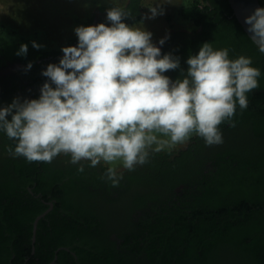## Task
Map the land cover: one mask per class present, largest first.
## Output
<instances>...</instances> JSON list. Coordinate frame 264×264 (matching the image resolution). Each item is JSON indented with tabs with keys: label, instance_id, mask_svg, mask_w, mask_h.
<instances>
[{
	"label": "trees",
	"instance_id": "16d2710c",
	"mask_svg": "<svg viewBox=\"0 0 264 264\" xmlns=\"http://www.w3.org/2000/svg\"><path fill=\"white\" fill-rule=\"evenodd\" d=\"M124 9L131 11L124 19L129 22L123 21L129 25L142 21L149 7L144 0H130ZM180 16L201 31L171 50L179 67L188 69V58L207 42L214 50L229 49L230 59L250 57L261 72L259 87L247 93L248 107L237 105L235 127L219 126V145L206 146L196 137V144L179 152H150L144 173L130 176V183L142 188L135 205L157 203L142 216L134 237L127 236L124 253L97 233L100 218L109 213L91 200L83 184L88 179L65 181L61 169L51 172L38 161L7 156L16 142H0V264H264V54L229 0H192ZM8 41L14 48L0 45V68L31 62L40 69L38 60L61 52L33 47L35 38ZM21 44L28 45L26 55L16 54ZM180 185L183 189L174 192ZM44 212L35 234V221Z\"/></svg>",
	"mask_w": 264,
	"mask_h": 264
},
{
	"label": "clouds",
	"instance_id": "9594fccd",
	"mask_svg": "<svg viewBox=\"0 0 264 264\" xmlns=\"http://www.w3.org/2000/svg\"><path fill=\"white\" fill-rule=\"evenodd\" d=\"M162 4L149 8L151 18L163 15ZM130 16V10L114 6L107 11L111 27H77L78 46L64 47L59 66H47L42 74L51 83L42 86L39 99L16 98L0 108V131L16 141L14 150L7 149L11 155L48 163L70 155L80 172L81 161L90 167L103 161L112 165L105 176L119 187L123 173L117 162L134 171L148 162L150 151L184 144L193 134L206 146L223 143L219 126L235 127L237 105L248 107L247 93L259 87L260 70L250 57L230 59L229 49L214 50L206 42L188 58L186 76L173 82L163 73L177 69L179 58L161 56L151 32L123 22ZM245 23L264 52V8ZM33 47L41 45L33 42ZM27 51L21 44L16 54Z\"/></svg>",
	"mask_w": 264,
	"mask_h": 264
},
{
	"label": "flooded vegetation",
	"instance_id": "af4514ba",
	"mask_svg": "<svg viewBox=\"0 0 264 264\" xmlns=\"http://www.w3.org/2000/svg\"><path fill=\"white\" fill-rule=\"evenodd\" d=\"M130 0H128V3ZM124 22H129L125 20ZM104 24L111 27V22L107 19H104ZM201 31L200 28L192 27L191 29H170L169 32L163 35L162 40L163 44L158 45L161 50V56L165 54H170L171 50L176 46L184 44L186 41L196 38V33ZM78 46V40L73 41L72 44H68L67 47H76ZM64 53L61 52L53 57H44L43 59L38 60L36 63L41 64L39 69L35 64L31 63V68H28L29 63L17 62V63H8L7 66L0 68V108L7 107L10 105L14 99L19 98L20 102L24 100L39 99L41 95V88L47 82L51 83L48 77H45L42 73L47 69L49 64H56L59 66L60 60L63 58ZM35 63V62H34ZM13 64V65H12ZM186 66L178 67L175 70H169L163 75L168 76L173 82L177 79H183L187 74ZM71 71V70H68ZM178 76V77H177ZM15 111V110H14ZM11 120V115L7 117ZM199 137L196 134H193L190 143L186 146L185 149L191 145L196 144L195 138ZM202 141L204 139L202 138ZM0 142H16L15 140H10L7 135L0 131ZM205 142V141H204ZM200 143V142H199ZM202 143V142H201ZM2 149L0 148V151ZM8 154V155H7ZM7 156H12L7 152ZM1 155V153H0ZM5 155V154H4ZM70 161V155L61 154L54 158L51 163L48 162H39V165L43 168L50 167L51 172H64L67 176L65 181H70L73 176L75 178L81 177L83 180L88 179V184L86 186L87 191L93 195L91 200L97 202V207L104 212H108L109 216L100 218L102 225L100 228H96L99 236L110 246L113 250H116L119 253H124L129 251L123 250V243L126 240L127 236L134 237L138 229H140L142 222V216L149 210V207L154 203H157L155 200H149L148 206L142 207L139 204L135 205L137 197L141 195L137 186L131 185L130 176L139 177L144 173L145 164L137 165L134 171H128L121 167L117 169L118 173H123V179L120 181L119 187H112L111 181L105 176L106 170L109 166H102L99 164L96 167H90V162L81 161L84 165V171H78L80 167L79 164H72ZM83 186V187H84ZM184 185L177 186L174 188V192H180L183 189ZM32 191L31 187H28ZM153 192L156 194L159 193L158 190L153 189ZM175 193H172V195ZM50 208L54 207V203L50 202ZM117 208L119 209L117 211ZM132 209L129 211V209ZM102 212V213H104ZM132 240H135L134 238ZM134 258V255H132Z\"/></svg>",
	"mask_w": 264,
	"mask_h": 264
},
{
	"label": "rangeland",
	"instance_id": "374dc122",
	"mask_svg": "<svg viewBox=\"0 0 264 264\" xmlns=\"http://www.w3.org/2000/svg\"><path fill=\"white\" fill-rule=\"evenodd\" d=\"M144 0L149 8L160 5L163 15L154 18L150 10L145 18L129 26L143 27L152 33V43L158 47L163 35L170 29H191L192 24L180 16V10L192 0ZM128 0H0V45L13 49L10 39L35 38L43 49L61 51L72 39L78 37L75 29L104 23L107 11L112 7L124 8ZM13 65V64H12ZM7 66V64L5 65ZM3 66V67H5ZM161 139L168 137L160 136ZM190 143L178 144L160 152H179ZM155 147V145L153 146ZM152 152V151H150ZM102 166L108 164L103 161ZM109 167L112 165H108ZM115 167L120 169L121 162Z\"/></svg>",
	"mask_w": 264,
	"mask_h": 264
},
{
	"label": "water",
	"instance_id": "95a60500",
	"mask_svg": "<svg viewBox=\"0 0 264 264\" xmlns=\"http://www.w3.org/2000/svg\"><path fill=\"white\" fill-rule=\"evenodd\" d=\"M233 10L234 14L237 17L238 21L244 28L245 32L248 34V36L252 39V41L257 45V43L253 40L251 37V34L248 32V25L245 23V18L249 15H252L257 8H263L260 0H229ZM258 46V45H257ZM264 54V52H263ZM47 212H44L41 214L35 221V234L36 229L39 220L46 215ZM35 240V238H34Z\"/></svg>",
	"mask_w": 264,
	"mask_h": 264
}]
</instances>
